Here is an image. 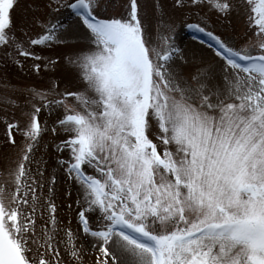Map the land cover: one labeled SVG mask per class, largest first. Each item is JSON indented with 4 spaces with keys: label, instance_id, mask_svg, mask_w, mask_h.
I'll return each instance as SVG.
<instances>
[{
    "label": "snow or ice",
    "instance_id": "1",
    "mask_svg": "<svg viewBox=\"0 0 264 264\" xmlns=\"http://www.w3.org/2000/svg\"><path fill=\"white\" fill-rule=\"evenodd\" d=\"M0 86V264H264V0H0Z\"/></svg>",
    "mask_w": 264,
    "mask_h": 264
},
{
    "label": "rangeland",
    "instance_id": "2",
    "mask_svg": "<svg viewBox=\"0 0 264 264\" xmlns=\"http://www.w3.org/2000/svg\"><path fill=\"white\" fill-rule=\"evenodd\" d=\"M21 3H24V0H21ZM142 5L149 11L152 12V5L153 4H157L162 6L164 11L167 12H171V0H141ZM161 14V8L157 7L155 10L154 15L155 16H159ZM19 11L17 13V19L19 20ZM179 15V14H176ZM63 20L64 23H70V19H65L64 17L61 18ZM210 26H213L215 28V31L218 34H221L222 36H229L232 35V33L230 31L225 30V28L218 24L215 23L214 21H209ZM239 31V27L237 29ZM191 30L187 29L186 27L180 26L179 24L177 25V30L175 33V42H176V46L181 48L182 50H184V53L191 57L193 53L197 54V55H203L205 58H208L209 56V49L208 46L204 43H201L199 40H197L196 38H194V36L191 34ZM45 54H52L51 50H46ZM28 64H31V61H28ZM57 78H59V73H56ZM8 78L11 81L12 85H17V84H37V85H47V81H48V74L46 73H41V75L39 77L34 76L31 73H16L14 70L11 71L8 75ZM76 86L78 87H83V85L79 82L76 81L75 82ZM61 89L65 88V87H70V85L68 84H64L61 83L60 84ZM2 86H0V91H2ZM56 119V114L53 113L51 116H48V114L46 112H42L41 113V120L45 121L47 120L49 125H51V122L53 120ZM3 126H0V128ZM4 129V128H3ZM3 135H4V130L2 131V128L0 129V140L3 139ZM17 139H19V137H17ZM51 140H52V136L50 133L46 134L43 136V139L41 140V145L44 144H48L49 148L47 149V151L41 147L40 150L36 153V159L39 160L41 159V157H43V159L45 161H47L46 164H41V168L42 170H45V176L42 178L44 182H47L50 177L48 176V172H51L54 168V163H55V158H56V153L54 152V150L51 147ZM33 167L35 168V165H33ZM68 188V185L64 184L63 179H60V181L58 182V184L55 186V195H54V199L56 201V203L59 206V218L62 221V225L67 224L68 220L71 219L72 220V227L75 230V228L77 227V223H76V218H75V213H70L67 209V203L71 202L70 200H68V198L66 197L65 193V189ZM76 193L73 192V199L75 198ZM75 207V205H74ZM94 258V253L89 251L88 255L86 256V261L89 262L91 259Z\"/></svg>",
    "mask_w": 264,
    "mask_h": 264
}]
</instances>
